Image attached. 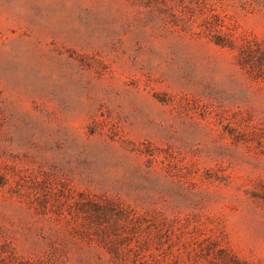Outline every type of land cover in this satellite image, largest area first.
<instances>
[{
  "label": "rangeland",
  "instance_id": "rangeland-1",
  "mask_svg": "<svg viewBox=\"0 0 264 264\" xmlns=\"http://www.w3.org/2000/svg\"><path fill=\"white\" fill-rule=\"evenodd\" d=\"M0 264H264V0H0Z\"/></svg>",
  "mask_w": 264,
  "mask_h": 264
}]
</instances>
